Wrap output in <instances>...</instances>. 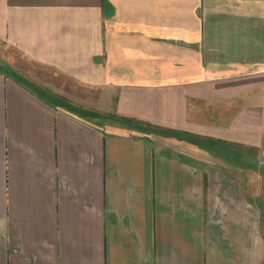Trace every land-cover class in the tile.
Masks as SVG:
<instances>
[{"label":"crops","instance_id":"1","mask_svg":"<svg viewBox=\"0 0 264 264\" xmlns=\"http://www.w3.org/2000/svg\"><path fill=\"white\" fill-rule=\"evenodd\" d=\"M262 163L264 0H0V264H264Z\"/></svg>","mask_w":264,"mask_h":264},{"label":"rangeland","instance_id":"2","mask_svg":"<svg viewBox=\"0 0 264 264\" xmlns=\"http://www.w3.org/2000/svg\"><path fill=\"white\" fill-rule=\"evenodd\" d=\"M9 50V49H7ZM8 52H10V54H12L14 56V58L16 60H18L19 62L25 61L24 59L22 60V57L20 56V54L18 52H16L14 49L9 50ZM21 59V60H20ZM17 61V62H18ZM26 66L29 65V69L32 73H34L35 71L40 74L45 76L46 78L49 77L50 75H52V71L50 68L45 67V66H40V65H36V64H31L30 62H26L25 61ZM261 186L258 188V207H252V212H257L258 215V232H259V236H258V241L259 244L264 243V164H261Z\"/></svg>","mask_w":264,"mask_h":264}]
</instances>
